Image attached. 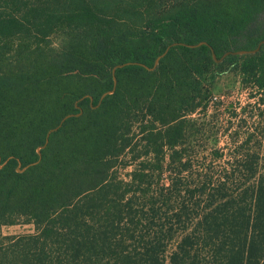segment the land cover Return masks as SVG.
<instances>
[{"label": "trees", "instance_id": "1", "mask_svg": "<svg viewBox=\"0 0 264 264\" xmlns=\"http://www.w3.org/2000/svg\"><path fill=\"white\" fill-rule=\"evenodd\" d=\"M154 2L0 0V229H35L0 264H264V43L212 55L264 39V0ZM229 60L260 129L215 170L184 119Z\"/></svg>", "mask_w": 264, "mask_h": 264}, {"label": "rangeland", "instance_id": "2", "mask_svg": "<svg viewBox=\"0 0 264 264\" xmlns=\"http://www.w3.org/2000/svg\"><path fill=\"white\" fill-rule=\"evenodd\" d=\"M181 1L185 0H155L154 4L171 5ZM219 70L220 73L210 84L212 100L207 108H198L184 119V125L190 131L187 144L190 150L197 153V158L206 155L208 161L209 150L214 148H221L224 152L223 158L216 161L215 170L220 167L219 164L223 165V161L232 157L238 145L250 132L255 133L249 142L252 145L260 129L259 109L255 103L257 98L250 97L249 90L242 86L239 77L234 73L232 60L227 61ZM138 120H134L130 134L128 133V137L133 135V141L141 138V125H147ZM120 159L129 160V148ZM115 169L119 178L127 180L132 166L118 165ZM34 231L32 223L6 224L0 229L3 236L30 234Z\"/></svg>", "mask_w": 264, "mask_h": 264}, {"label": "water", "instance_id": "3", "mask_svg": "<svg viewBox=\"0 0 264 264\" xmlns=\"http://www.w3.org/2000/svg\"><path fill=\"white\" fill-rule=\"evenodd\" d=\"M202 43H204V42H200V43H198L197 45H200V44H202ZM263 43H264V39H263V40H260V41L257 43L256 47L253 48V49H249V50H237V51H226V52L221 56L220 59H216L215 54H214L213 52H212V55H213V57H214V59H215L216 61H220V60H222L225 56H227V55L230 54V53H233V54L254 53V52H256V51L260 48L261 44H263ZM167 49H168V47L165 49V51H164L163 53H161V54L156 58V60H155V65L157 64L159 58H160L161 56H163V55L166 53ZM125 64H127V62H126V63L118 64V65H116V67H120V66H123V65H125ZM114 69H115V67L113 68V71H114ZM114 83H115V79H114ZM110 92H112V90H111V91H106V92H104V93L100 96V100L103 98V96H104L105 94L110 93ZM78 114H79V113H78ZM71 115H72V114L65 115V116L59 121L58 125H56V126H54L53 128H51V129L49 130V132H50V131H54V130H56L58 127H60V125L62 124V122H63L68 116H71Z\"/></svg>", "mask_w": 264, "mask_h": 264}]
</instances>
